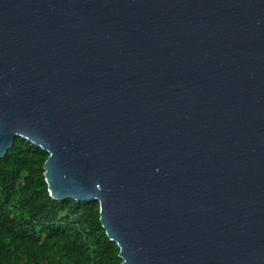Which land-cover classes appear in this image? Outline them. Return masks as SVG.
Listing matches in <instances>:
<instances>
[{
  "label": "water",
  "instance_id": "obj_1",
  "mask_svg": "<svg viewBox=\"0 0 264 264\" xmlns=\"http://www.w3.org/2000/svg\"><path fill=\"white\" fill-rule=\"evenodd\" d=\"M16 136L122 264H264V0H0Z\"/></svg>",
  "mask_w": 264,
  "mask_h": 264
},
{
  "label": "trees",
  "instance_id": "obj_2",
  "mask_svg": "<svg viewBox=\"0 0 264 264\" xmlns=\"http://www.w3.org/2000/svg\"><path fill=\"white\" fill-rule=\"evenodd\" d=\"M48 152L20 136L0 159V264H122L98 201L51 197Z\"/></svg>",
  "mask_w": 264,
  "mask_h": 264
}]
</instances>
